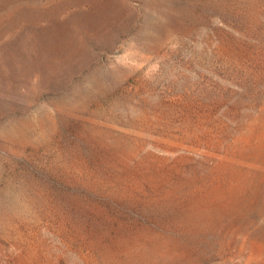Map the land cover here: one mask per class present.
Returning a JSON list of instances; mask_svg holds the SVG:
<instances>
[{"label": "rangeland", "instance_id": "obj_1", "mask_svg": "<svg viewBox=\"0 0 264 264\" xmlns=\"http://www.w3.org/2000/svg\"><path fill=\"white\" fill-rule=\"evenodd\" d=\"M0 264H264V0H0Z\"/></svg>", "mask_w": 264, "mask_h": 264}, {"label": "trees", "instance_id": "obj_2", "mask_svg": "<svg viewBox=\"0 0 264 264\" xmlns=\"http://www.w3.org/2000/svg\"><path fill=\"white\" fill-rule=\"evenodd\" d=\"M260 63V62H259ZM259 65V68H257L255 71H256V74H257V76H259L260 74H262V69H261V67H260V64H258ZM258 67V66H257Z\"/></svg>", "mask_w": 264, "mask_h": 264}]
</instances>
